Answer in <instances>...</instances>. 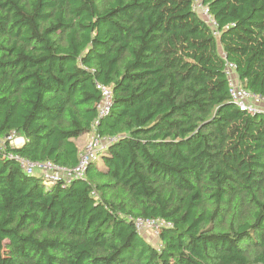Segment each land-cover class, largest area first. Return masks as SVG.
<instances>
[{"label": "trees", "instance_id": "1", "mask_svg": "<svg viewBox=\"0 0 264 264\" xmlns=\"http://www.w3.org/2000/svg\"><path fill=\"white\" fill-rule=\"evenodd\" d=\"M227 63L264 99V0H0V139L25 140L0 152V264H264V114ZM89 134L113 142L69 183L8 157L74 170Z\"/></svg>", "mask_w": 264, "mask_h": 264}, {"label": "built area", "instance_id": "2", "mask_svg": "<svg viewBox=\"0 0 264 264\" xmlns=\"http://www.w3.org/2000/svg\"><path fill=\"white\" fill-rule=\"evenodd\" d=\"M197 5H199L198 8L201 11V16L204 17L205 20L209 22V25L214 29V35L216 37H219L220 33L217 31L218 25L214 18L210 15L209 8L198 1L194 6L195 10L197 9ZM236 69L237 66L235 64L227 63L226 74L229 79L232 101L244 112H248L252 115L264 114V99L252 94L242 87L235 75ZM98 88L102 93V100L97 106L98 114L99 118H105L110 115V112L112 110L114 104L113 94L109 87L99 86ZM14 139V135L6 137L5 139H0V152L6 153L8 151V147L13 148L12 144L14 143ZM105 140L106 142H104V147L106 150L108 144L112 143L113 140ZM92 147V145L89 147V151L86 155H84L85 157L82 156L80 166L74 170L61 168L50 162L35 163L11 153H8V157L17 161V163L20 164V167L27 175L41 177L45 181L46 185H53L60 181H66L67 183H69L74 178H83L87 166L94 159H96V157H94L95 150H93ZM165 226H167V224L163 220H146L142 218H138L135 220L136 230L142 236H144L143 233L147 231H151L158 236L159 231Z\"/></svg>", "mask_w": 264, "mask_h": 264}, {"label": "rangeland", "instance_id": "3", "mask_svg": "<svg viewBox=\"0 0 264 264\" xmlns=\"http://www.w3.org/2000/svg\"><path fill=\"white\" fill-rule=\"evenodd\" d=\"M198 7H199V5L196 6V8H197L196 11L200 15H202L201 11H200V9ZM203 19L205 20L204 17H203ZM206 22L209 24L208 21H206ZM104 142H106L105 139L97 138L94 134L85 135V136L81 137L80 139H78L76 141V143H77L80 151L82 152L83 156L87 154V152L89 151V147L92 145L93 146L92 149L95 150L94 157H100V158L103 156V154H105L104 153V150H105ZM21 143H22V138L16 136L15 139H14V143L12 145H13V147H20ZM98 165H99L100 168L104 167V164H103V162H101V160L100 161L98 160ZM143 235L152 244L158 246L159 237L157 235H155L153 232L147 231V232H144Z\"/></svg>", "mask_w": 264, "mask_h": 264}, {"label": "crops", "instance_id": "4", "mask_svg": "<svg viewBox=\"0 0 264 264\" xmlns=\"http://www.w3.org/2000/svg\"><path fill=\"white\" fill-rule=\"evenodd\" d=\"M24 144H25V140L22 138V143H21L20 147H22Z\"/></svg>", "mask_w": 264, "mask_h": 264}]
</instances>
